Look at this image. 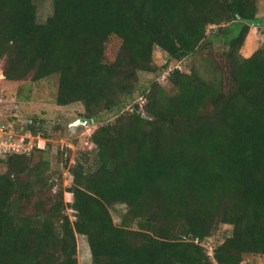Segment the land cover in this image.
Listing matches in <instances>:
<instances>
[{"label":"trees","instance_id":"16d2710c","mask_svg":"<svg viewBox=\"0 0 264 264\" xmlns=\"http://www.w3.org/2000/svg\"><path fill=\"white\" fill-rule=\"evenodd\" d=\"M36 1L0 0L4 79L56 77L55 104H81L96 127L68 188L43 149L0 154V264H78V235L91 264L264 258V48L242 54L258 0H53L42 23ZM140 72L165 73L166 85L154 80L124 109ZM104 112L115 114L97 123ZM43 124L22 131L47 140Z\"/></svg>","mask_w":264,"mask_h":264},{"label":"rangeland","instance_id":"374dc122","mask_svg":"<svg viewBox=\"0 0 264 264\" xmlns=\"http://www.w3.org/2000/svg\"><path fill=\"white\" fill-rule=\"evenodd\" d=\"M37 20L44 22L53 11V0H37ZM258 16L261 18L259 26H253L246 42L242 48V54L250 55L257 48H264V0H258ZM209 33L212 35L216 46L222 45V39L216 36V28H210ZM167 54L161 49L156 48L154 51L153 62L156 66L162 67L167 62ZM192 60H186L181 63L173 62L171 67L179 66L186 69L191 65ZM170 67V68H171ZM154 80L165 86V73L159 79H155L153 73H139V87L133 94L132 103L126 102L124 109L129 108L135 101H140L141 91L146 89ZM57 78L50 77L36 84L26 82H12L4 79L0 69V137L6 138L8 135L13 141L19 142L23 139L28 145V149L41 148L45 151L43 154L50 161V167L55 178L61 177L63 187L68 188L71 184L69 166L74 163L75 156L79 150L90 149L88 136L96 127V123L88 126H78L74 130L70 129V124L75 120L82 118L80 114L84 112L83 106L74 103L69 106H58L55 104V94L57 92ZM115 112L101 113L97 123L110 120ZM31 118L43 120L45 127L50 136L46 140L41 136H32L22 131V126L26 125ZM39 121H37L38 123ZM1 129L3 131L1 132ZM67 146V147H65ZM63 147L67 148L66 153L61 154ZM31 152V151H30ZM41 154L34 152L33 160H37ZM67 160V163H66ZM65 201H71V194L65 193ZM124 205L115 204L111 206V213L116 224L120 223L121 216L125 212ZM67 213L72 216V210L67 209ZM228 227L218 228L214 231L212 237L208 239L206 246L211 252L214 243L219 236L227 233ZM78 264H91V253L84 236L78 235ZM243 264H264V258L246 256Z\"/></svg>","mask_w":264,"mask_h":264},{"label":"built area","instance_id":"2783aa9c","mask_svg":"<svg viewBox=\"0 0 264 264\" xmlns=\"http://www.w3.org/2000/svg\"><path fill=\"white\" fill-rule=\"evenodd\" d=\"M3 131V129H1V132ZM8 135L6 136V138H1L0 137V154L1 155H5L11 152H18V153H29L31 151V149H28L26 146H28L23 139H20L19 142L17 141H13L9 139Z\"/></svg>","mask_w":264,"mask_h":264},{"label":"water","instance_id":"95a60500","mask_svg":"<svg viewBox=\"0 0 264 264\" xmlns=\"http://www.w3.org/2000/svg\"><path fill=\"white\" fill-rule=\"evenodd\" d=\"M90 124H92V120H88L86 118H79L70 124V129L74 130L78 126H88Z\"/></svg>","mask_w":264,"mask_h":264}]
</instances>
